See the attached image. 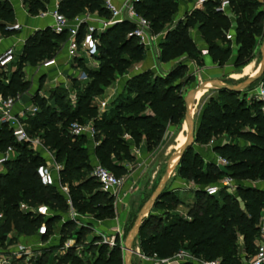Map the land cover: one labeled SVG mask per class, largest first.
<instances>
[{
  "label": "trees",
  "instance_id": "obj_1",
  "mask_svg": "<svg viewBox=\"0 0 264 264\" xmlns=\"http://www.w3.org/2000/svg\"><path fill=\"white\" fill-rule=\"evenodd\" d=\"M180 0H138L134 8L151 24V30L158 33L169 25L178 11ZM192 3L194 0H185ZM221 0H208L202 10H193L186 14L176 28L165 34L159 43L161 63L186 56L187 61L196 67L203 66V59L188 30L198 26L202 40L208 47V54L213 63L222 65L231 58L230 41L226 37L228 18L218 11ZM49 0H23L29 15L37 16L46 10ZM229 9L235 16V44L237 55L235 69L245 68L254 59V47L264 36V10L260 0H229ZM82 7L90 14L109 19V14L101 0H63L59 4V13L69 20L78 15ZM15 14L8 1L0 2V35L9 37L16 31L11 25ZM133 26L128 23L115 24L98 36L96 51H101L102 67L93 71L83 66L79 59L76 67L88 83L81 84L72 79L71 91L61 87L52 88L51 103L32 94L30 102L39 109L34 116L24 122L25 131L30 136L42 139L43 145L53 154L56 163L62 165L59 173L61 185L69 189L71 207L78 212L86 211L96 218L112 219L113 198L102 193L99 184L88 174L97 160L114 176L126 173L123 163H132L131 149L145 142L146 150L159 145L168 125L177 126L183 121L185 109L180 93L181 83L174 82L182 78L183 67L178 66L164 77L150 79L148 73H142L127 81L125 94L113 101L101 115L93 105L96 95L102 93L98 84H107L114 72L122 74L129 66L117 56L123 48L133 42V53L138 59L144 56V48L134 37L127 38ZM152 32V33H153ZM65 35H57L50 29L37 31L28 37L14 64L15 70L7 83L0 80V97H15L27 92L30 83L24 79L26 66L36 67L56 56ZM224 44L226 46H224ZM108 65L105 66V62ZM106 71V73H103ZM39 79V85L44 81ZM187 83L193 82L191 77ZM256 82L248 87L249 91ZM40 90V89H39ZM75 91L72 105L70 93ZM218 98L211 99L202 112L195 134L196 143L208 142L217 134L235 139L236 143H226L214 147V152L228 160L227 170L236 182L235 193L228 190L219 203L204 191L197 195L206 197V204H196L195 211L189 212L188 218L171 216L170 210L179 204L178 199L165 189L164 194L155 203L153 209L161 210L165 220L152 213L144 220L136 239L140 253L146 257L156 255L161 259L171 258L179 250L188 251L201 261H217L219 264H241L236 255L237 240L242 239L247 259L255 256L258 225L264 210V190L242 186L239 181L264 180V114L260 103L254 99L248 104L238 99L242 93L217 91ZM93 121L94 142L85 136L72 137L69 127L72 123ZM59 124V125H58ZM125 135L129 138H125ZM239 142H242L241 145ZM12 147L17 157L4 164L5 172L0 173V232L9 231L10 224L16 232L24 236L35 234L42 224L41 218L19 212L18 204L23 202L31 207L47 205L54 211L67 210L69 205L65 196L54 185L44 186L39 178L38 169L45 165V159L32 152L26 144L14 141L6 124L0 127V154ZM176 172L181 178H188L197 184L214 183L224 173L212 163H204L198 153L190 148L182 157ZM58 220L57 217L46 219L48 232ZM71 224V223H70ZM64 230H60L62 234ZM127 231V228L125 229ZM124 231V232H125ZM0 233V242L4 240ZM97 255L85 264H123V253L119 245L109 249L102 245ZM57 264H82L76 257L66 254L57 260ZM190 264V263H189Z\"/></svg>",
  "mask_w": 264,
  "mask_h": 264
},
{
  "label": "rangeland",
  "instance_id": "obj_2",
  "mask_svg": "<svg viewBox=\"0 0 264 264\" xmlns=\"http://www.w3.org/2000/svg\"><path fill=\"white\" fill-rule=\"evenodd\" d=\"M187 1L185 0H180L179 1V6H178V11L175 14V16L172 18V21L169 25L165 26L162 30H159L158 33H154L155 35H160L161 37V41L163 40L165 34L169 31H172L176 28V26L178 25L179 22H181L183 20V17L181 19V15L182 11H181V6L184 4H186ZM261 3V9L264 10V0H260ZM27 10V8H26ZM199 10H202L199 9ZM223 15H225L228 18V29L226 31V35H229L231 33V28H232V24L235 23V16L233 15V13L231 12V10L229 9V11L226 12H222ZM42 14V12H40L38 15ZM85 14V10L82 7H79L78 9V15L77 17H81ZM32 16V15H30ZM32 17H35L32 16ZM234 21V23H233ZM195 29L191 28L188 30V35L190 36V38L192 39V37H194V33H195ZM127 38L128 35H127ZM226 38V37H225ZM192 41L194 42V40L192 39ZM137 43L139 44V40H137ZM260 43L261 40L257 41L255 47H254V59L251 61V64L253 68L258 69L259 65H260V61H261V57H260V53H259V47H260ZM136 43L133 42L131 45H128V47L125 46V48H123V52L122 54H118L117 56H119L120 58L124 59V61L126 63H129V66L127 67V69L125 68V70L123 71L122 74H118L117 72H114L113 76L110 77L111 79L107 80V84H103L102 82H99L98 86L100 88V90L102 91L101 94L96 95L93 99V105L97 107L98 109V114L101 115L104 112H108L109 110H103L102 108H100V103L101 102H105L106 100L104 99L105 94L107 92V90L112 89V88H116L118 86L123 87L124 84V88L123 91L116 97V99L120 96V95H126L125 94V86L128 80L127 78L130 77V75L132 73H130V70H134L135 65L138 64H145V53H146V49L144 48V56L143 58L140 60L138 59L135 54L133 53V47ZM195 44V42H194ZM196 48L199 50L200 55L202 57V59L206 56V54L202 53L200 51V46H197L195 44ZM224 46H226L224 44ZM230 47L232 50V54H231V58L225 62L222 65H218L216 63L213 62H209L208 66L210 67H216L217 69H220V71L216 74V75H208L205 76L203 71L206 70L208 68V66L204 65V61H203V66L198 68L196 67L193 63L187 61L186 56H182L180 58H177L175 60H173L172 62H170V69L166 72H164L162 69L158 68V66L155 65V62L152 64V67H145L140 73L136 74H142V73H148L150 75V79H152L153 77H164L167 73H169L170 71H172L173 69H175L178 66L181 67H185L184 71L182 72V78L176 80L174 83L178 84L181 83L182 87L180 89V93L181 95L184 97L186 95V93L188 91H190L191 89H193L198 83L204 81V78L207 79H211V78H217L220 79L221 81L229 84V85H235L236 83H238L239 81H234V80H230L229 76L231 74H235V72H240V68L239 69H235L234 68V62H235V58L237 55V45L235 43L230 42ZM207 49V57L211 59V57L208 54V47L206 46ZM101 55L102 54L101 51H96L94 54V59H88V65L89 66H85V64L83 63L82 65L85 66L87 69L89 70H93V71H99L101 69ZM105 62V66L108 65V61H104ZM157 63V61H156ZM248 64V65H249ZM73 67H76V65H74ZM95 69V70H94ZM8 71H2L0 72V80L7 82L9 79L8 76ZM103 73H106V71H103ZM41 75V73H37L36 70L33 71L32 73H24V79L26 81H28L27 79H31V81H28L30 83V86L27 90V93L32 95L34 94L35 91V87H38V89H40L41 91L43 90V99L46 100V102L51 103V92H52V88H44V81L41 85H39V80L38 82H36L37 80V75ZM135 75V76H136ZM45 78L46 76L43 75ZM42 77V76H41ZM40 77V78H41ZM134 77V76H133ZM188 77H191L193 79V82L191 83H187L186 79ZM44 78V80H45ZM65 78H70L69 80V84L72 87V79L70 74L67 75ZM33 79V80H32ZM244 79V78H243ZM242 79V80H243ZM88 83V82H87ZM264 83V73L262 75V77L256 82V85L248 90V87L241 92L242 96L240 95L238 97V99H244L246 101V103H250L251 100H253L250 96V93L252 90H254L255 87H257L259 84ZM38 85V86H37ZM85 85V84H84ZM61 86V85H60ZM47 87V86H46ZM57 87V86H56ZM59 87V86H58ZM54 88V87H53ZM70 99L72 102V105H74V101H75V91H72L70 93ZM218 98V92L215 88L210 87L208 88L207 92H205L203 94V96L201 97V99L198 101L195 110H194V116H195V120L197 125H199L200 120H201V115L203 110L205 109V107L207 106V104L209 103V101L211 99H217ZM115 99V100H116ZM114 100V101H115ZM185 116V114H184ZM92 121V120H90ZM89 121H83V123L81 124H86ZM184 118L183 121L180 123V125L177 126H170L168 125L164 136L162 137L159 145L151 148L149 151L146 150L147 155L148 156H144L142 158V160L139 162V164H136V160L134 158V161L132 163H123V165L126 168V173L118 178H122L123 179V186L126 187L125 190L123 191L122 189L120 190L119 196L120 199L117 201L116 197L113 198V210H114V215L113 218L115 217V209L117 207V205H119L120 200H122V197H124L125 195L128 196V209L130 211V218L128 221V225H127V231L124 232V235L122 237L121 240H119L118 245L121 247H123L125 240L130 232V229L133 225V222L136 218V215L139 211V209L141 208V206L143 205V203L147 200V198L151 195V193L156 189V187L159 185L160 180L164 174L165 171V166H166V162L169 158V156L176 151L175 149V145H176V139L179 136V134L183 131V125H184ZM59 125V124H58ZM92 125H93V121H92ZM238 142L235 139H231L226 135H222V134H217L214 137H211L209 139L208 142L205 143H196L194 141V144L192 146V152L193 153H198L199 156L202 158V160L204 161V163H212L214 164V160L212 159V151H214V147L217 145H221V144H226V143H236ZM142 143V142H141ZM140 143V144H141ZM241 145L243 144L242 142H239ZM139 144V145H140ZM138 147V146H137ZM32 152V149H30ZM132 150L131 149V155H132ZM50 152V151H49ZM215 157V154H214ZM150 159V161H148ZM94 162H98L97 160H93ZM99 163V162H98ZM100 164V163H99ZM147 164V165H146ZM142 167V168H141ZM145 167V168H143ZM92 169V168H91ZM142 169V171H141ZM176 169H174L173 173L170 175L169 180L165 186V189L168 190L173 197H175L176 199H178L179 204L176 205L173 209L170 210V215H176L182 218H188L189 212L195 211V205L196 204H206L208 202V200L206 199V197L201 196V195H197L196 191H203L205 188H207L208 186H217L219 188V196L218 198H213V200L218 201L219 203H221L223 201V195L226 194L228 188L226 187H222V182L225 179V177H229L230 176V172L228 170L222 171L224 173L223 177H218L214 183L211 184H197L195 185L194 182H192V180L188 179V178H181L180 176H178ZM138 170V171H137ZM91 170L89 172V176H90ZM137 177V182L131 181V177L135 176ZM151 177H153V180L150 182V179H152ZM135 179V178H134ZM179 180L180 182L185 183L186 185H192L193 190H184L182 192H180L179 190L174 189L176 187L175 185V180ZM136 183V185H135ZM234 183L236 184V182L234 181ZM242 183H247V185L254 187L255 184L257 183H264V180H257V181H239V184ZM138 184V185H137ZM182 188H184V185L181 184ZM68 188V187H67ZM69 190V189H68ZM231 194H234L235 191L233 189L230 190ZM109 197V196H108ZM34 212L31 214L32 217H38L41 218V222L43 223L46 219H49V216H53V217H57L58 220L56 223H54V225H52V228L50 229V233L48 232V234L41 238V239H36V232L35 234L31 235V236H26L25 238L28 239H24V235L19 234L18 232H16L14 230L13 227V222L10 224V228L9 231H5L4 233V240L2 242H0V258L2 259H6V257L11 259V264H57V260L59 258H62L63 256H65L66 254H69V256L72 257H76L78 260H80L82 262V264H85V262L92 260V258L97 255V249H91V247H96L99 248L100 246H102L101 243L105 238H109L111 234H107L102 232V230L98 229V227L96 226V224H98L97 222H102L104 223L105 221L109 220L108 218L105 217H100V218H96L94 217L92 214L86 212V211H80L78 212L77 210L74 209V211L77 213V219L73 220L70 218L69 216V209L70 207L66 210H62L60 211H54L51 210V208L47 205H37L35 207H33ZM42 212V213H40ZM40 213V214H39ZM152 213L155 215H159L161 217H163V219L165 220V213L161 210H155L152 209ZM3 221V218H1L0 223ZM71 223V224H70ZM93 223H96L95 225H93ZM64 230L63 233H60V230ZM1 234L2 231L0 232ZM24 240V241H23ZM31 240H33L31 242ZM28 241H30L33 244H30L29 242V246H28V250H24L26 246V244L28 243ZM26 243V244H22V243ZM99 244V245H98ZM18 247V249H17ZM24 247V249L22 248ZM138 247V242L136 241L133 249ZM256 247V246H255ZM139 248V247H138ZM16 252H13L14 250H16ZM184 250V249H182ZM257 252V248L256 251L253 250V253ZM123 253V250H122ZM236 255L237 258L239 259L241 264H248L249 263V259H247L246 252L243 248V243H242V239L239 237L237 240V250H236ZM139 258L133 256L132 258V264H141L140 260H138ZM216 260L220 263V258L219 256L216 258Z\"/></svg>",
  "mask_w": 264,
  "mask_h": 264
},
{
  "label": "built area",
  "instance_id": "obj_3",
  "mask_svg": "<svg viewBox=\"0 0 264 264\" xmlns=\"http://www.w3.org/2000/svg\"><path fill=\"white\" fill-rule=\"evenodd\" d=\"M62 1L63 0H53V9L48 12L47 15H49L53 20L50 27L53 33L57 35H65V40L60 46L65 51V56H67L69 65L71 63H75V60L78 59L79 55L82 53L87 54L88 56L95 54L96 46L98 44V36L106 32L108 25L121 23H128L132 25L133 30L128 33V37H134L139 40V44L145 49H148L157 43V40L160 38V35L152 33L150 22L135 10L134 3L138 2V0H101L103 7L109 14V19L102 23L101 28H97L89 23L88 15L85 17H75L73 20H69L62 16L59 13V4ZM207 1L208 0H194L193 8L201 9ZM229 6V0H221L218 11H229ZM41 15L44 16L46 14L42 13ZM226 39L230 41L231 36L226 35ZM16 52L15 48L10 47L0 54V72H10L12 68L15 67L14 64L17 61L18 55ZM56 64V58L53 57L52 59L41 63L40 68H53ZM58 75L59 74L57 73V76ZM59 76L62 75L60 74ZM76 79L79 81L87 80L82 73L79 74ZM69 91H71V89ZM23 95L32 96L25 92L15 97H7L5 99L0 97V127L2 124H6L16 143L26 144L29 149L38 152L45 160H48L53 164L56 172L60 173L63 168L62 165L55 162L53 154L43 145L42 139L37 136L32 137L25 131L24 122L27 118L37 114L39 109L31 102L24 105L20 104V99ZM250 96L252 99L260 103L261 112L264 114V83L255 87L254 90L251 91ZM16 106L19 107V110L17 111H15ZM100 108L103 110L108 109V103L106 101L101 102ZM69 133L72 137L85 136L89 141H91L93 148L98 145L97 142H94L95 130L93 128L92 121H89L86 124H80L77 122L72 123L69 127ZM125 138H129V136L125 135ZM16 157L17 153L15 150L12 147H8L5 152L0 154V168H4V164L6 162L11 161ZM213 163L221 171L227 170V167L229 166L228 160L217 154L214 157ZM0 173H3V170L0 171ZM38 175L44 186L54 185L57 190L65 196L67 204L70 207L69 216L71 219L76 220L77 213L71 207L67 186L61 185L60 181L56 182L47 163L38 169ZM90 177L97 181L102 193H105L111 198L116 197L117 201L120 199L119 193L124 183L122 178L114 176L98 162L93 163ZM222 187L228 188V191L230 192L231 189L235 191L236 185L234 180L229 176L225 177L223 180ZM203 191L208 196H216L219 193V188L211 185ZM18 210L21 213L29 215L34 212L33 207L23 202L18 204ZM1 218L2 216L0 215V219ZM258 229L259 232L256 241L257 252L255 256L249 260L248 264H264V210L260 216ZM47 234V224H40L36 230V237L41 239ZM123 235V231L116 229L111 233L109 238H105L99 244L106 245L109 249H112L118 245V242L122 239ZM24 250L28 249L25 248ZM134 251L135 253L133 256L141 260L150 261L152 264H219L218 261L198 260L186 250H179L171 258L166 259H161L156 255L146 257L140 253L138 247L134 248ZM0 264H11V260H9L8 257H6V259L0 258Z\"/></svg>",
  "mask_w": 264,
  "mask_h": 264
},
{
  "label": "crops",
  "instance_id": "obj_4",
  "mask_svg": "<svg viewBox=\"0 0 264 264\" xmlns=\"http://www.w3.org/2000/svg\"><path fill=\"white\" fill-rule=\"evenodd\" d=\"M1 1H8L14 10L15 20H14V23L11 25V27H13L16 32L9 37H2L0 35V54L10 47L15 48V50L17 51L16 53L19 54L28 37H30L32 34H34L37 31H43L45 29L51 30L50 27H51L53 20L49 15H47V13L53 9V0H49V3L46 4V6H45L46 10L44 12H42L46 15L42 16L40 14V15H37L35 17H32L28 14L26 7L23 4V0H0V2ZM193 6H194L193 2L192 3L187 2L185 5L183 4L181 6V11H182L181 15H183V16H181V19H182V17L184 18L186 14L195 10L193 8ZM196 10H199V9H196ZM87 15H88L89 23H91L92 25H94L97 28H101L102 23L104 21H107V19L99 17L97 14H90L87 11H85V14L81 17H85ZM233 23H234V21H233ZM114 25H108L107 30ZM231 29H232L231 33L229 34L231 36L230 42L235 43V23L232 24ZM193 36L194 37H192V39L194 40V42L197 46H200V51L203 54L204 53L206 54V56L203 58V61H204V65L208 66L209 62H212V60H210V58L207 57L206 44L204 43V41L201 38V35L198 31V26H196L195 33ZM160 42H161V37L157 40V43L152 45L150 48L146 49L145 64L135 65L134 70H132V69L130 70V73H132V74L130 75L129 78H127V80L130 79L131 77L135 76L136 74L140 73L145 67H147V66L152 67V64L154 62H155V65L158 66V68L162 69L164 72H166L170 69V63L164 64V63H161L159 60V57H160L159 43ZM93 57H94V54L88 56L87 54L82 53L79 55L78 59L81 60L85 64V66H89L88 65L89 64L88 59H94ZM55 58H56L57 64L53 68L42 69V68H40L41 67L40 65H38L36 67L26 66L24 68L23 72L25 74H27V73H32L33 71L36 70L37 73H41V75L40 74L37 75L36 82H38V80L40 79L41 76L45 75L46 76V78L44 80V85H45L44 88L45 89L59 86L61 88H64V89L67 88V90L68 89L70 90L71 89V85L69 84L70 78H65V77L70 74L71 78L76 79V78H78V75L81 74V71L77 67H73L74 65H76L75 63H73V64L71 63L69 65L67 56H65V51L61 46H60V49L58 50ZM156 61H157V63H156ZM249 65H251V64H249ZM248 66H245V68ZM245 68H241L240 72H238V73L235 72V74H231L229 76V79L234 80V81H239V80L241 81L243 78L246 79L247 77L252 76V73H255L257 71L256 68L252 67V69H251L252 71L249 74L242 76V77H238V75L240 76V74L242 73V71ZM14 70H15V67L12 68V70L9 72V74H8L9 78H10L11 74L14 72ZM219 71H220V69H217L216 67L208 66V68L206 70H204L203 73L205 76H208V75L213 76V75H216ZM57 73L59 75L61 74L62 76H59V75L57 76ZM211 79H213V78H211ZM214 79H217V78H214ZM27 80L31 81V79H27ZM204 80H208V79L204 78ZM87 82H88V79L84 80V81L80 80L81 84H86ZM5 83H7V82H5ZM124 84H123V87L118 86L116 88H112V89L107 90L104 99L108 103V109L110 108L111 103L123 91ZM37 92H38L39 96L43 98V90L41 91L38 89V87H35L34 93H37ZM108 109H106V110H108ZM17 110H19L18 106L15 107V111H17ZM132 149H133L132 150V152H133L132 156L135 158L136 164H139V162L142 160V158L144 156H148L147 152H146V144L144 141L138 147H134ZM214 154L216 155V153L214 151H212V159L213 160H214ZM148 161H150V159ZM45 163H47L49 168L51 169L52 176L56 180V182L60 181L59 180V172L55 171L53 164L48 160H45ZM143 168H145V167H143ZM2 170H3V172L5 171V169L3 167L0 168V171H2ZM141 171H142V169H141ZM151 178L152 179H150V182H149L150 184L153 180V177H151ZM137 180L138 179L136 177V174H135V176L131 177V181H133V183H134V181L137 182ZM181 184L184 185V188H182ZM135 185H136V183H135ZM175 185H176V187L174 189L179 190L180 192H182L184 190L188 191L190 189L193 190V187H194L192 185H186L185 183L180 182L178 179L175 180ZM241 185L252 187V186L247 185V183H242ZM254 187H256L257 189H260V190H264V183H257V184H255ZM125 188L126 187H124V186L121 187V189L123 191L125 190ZM120 202L121 203H119V205H117V207L115 209V217L114 218L109 219V220L105 221L104 223H102V222L101 223L97 222L98 224L93 223V225L96 224L98 229L102 230V232L107 233V234H111L116 229H120L121 231L124 232L125 229L127 228L128 221L130 218V211H129L128 206H127L128 205V196L125 195L124 197H122V200H120ZM48 218L49 219L53 218V216L51 215ZM25 237L26 236H24L25 240L28 239ZM36 239H38V238L36 237ZM32 241L33 240H31V242ZM29 242L30 241H28L27 244L22 243V242L21 243L23 245L26 244V246L27 245L29 246ZM31 242H30V244H33ZM28 246L25 248L28 249ZM22 248L24 249V247H22ZM17 249H18V247H17ZM17 249L14 250L13 252H16ZM10 258H9V260H11ZM138 260H140L141 264H152L150 261L141 260V259H138Z\"/></svg>",
  "mask_w": 264,
  "mask_h": 264
},
{
  "label": "water",
  "instance_id": "obj_5",
  "mask_svg": "<svg viewBox=\"0 0 264 264\" xmlns=\"http://www.w3.org/2000/svg\"><path fill=\"white\" fill-rule=\"evenodd\" d=\"M259 53L261 57L260 65L254 75L247 77L236 83L235 85H229L220 79H208L198 83L193 89L188 91L183 98L185 116L184 123L187 126L186 140L182 146L174 151L168 158L165 166L164 174L160 180L159 185L143 203L139 209L136 218L133 222V225L130 229V232L125 240V243L122 247L123 250V264H132V258L135 253L133 246L136 242V239L139 235L140 229L143 225L144 220L151 213L155 203L158 199L164 194L165 186L169 180L170 175L173 173L174 169L179 165L184 154L192 148L195 141V134L198 129V125L195 120L194 112L190 106V101L193 100L199 91L205 89L208 85H211L217 91H229L234 93H241L247 87L257 82L264 73V36L261 40ZM31 97L28 95H23L20 99V104L24 105L29 103Z\"/></svg>",
  "mask_w": 264,
  "mask_h": 264
},
{
  "label": "bare ground",
  "instance_id": "obj_6",
  "mask_svg": "<svg viewBox=\"0 0 264 264\" xmlns=\"http://www.w3.org/2000/svg\"><path fill=\"white\" fill-rule=\"evenodd\" d=\"M252 65H249L248 67H246L242 73L240 74V76L238 75V77H242L245 76L247 74H249L252 70ZM255 73H252V75H254ZM237 77V78H238ZM212 87L211 85H208L205 89L201 90L198 92V94L196 95V97L190 101V106L192 108V111L194 112L195 107L198 103V101L201 99V97L203 96V94L208 90V88ZM186 132H187V126L186 123L183 125V131L179 134V136L176 139V145H175V149H179L182 144L185 142L186 140Z\"/></svg>",
  "mask_w": 264,
  "mask_h": 264
}]
</instances>
